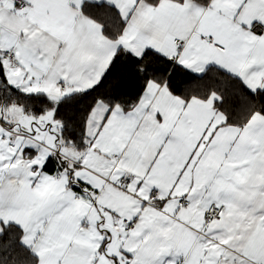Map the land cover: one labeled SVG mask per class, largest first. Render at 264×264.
<instances>
[{
	"label": "snow or ice",
	"instance_id": "obj_1",
	"mask_svg": "<svg viewBox=\"0 0 264 264\" xmlns=\"http://www.w3.org/2000/svg\"><path fill=\"white\" fill-rule=\"evenodd\" d=\"M0 264H264V0H0Z\"/></svg>",
	"mask_w": 264,
	"mask_h": 264
}]
</instances>
